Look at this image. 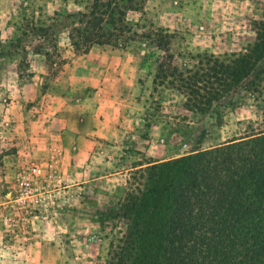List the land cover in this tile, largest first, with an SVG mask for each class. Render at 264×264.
<instances>
[{"label": "rangeland", "instance_id": "rangeland-1", "mask_svg": "<svg viewBox=\"0 0 264 264\" xmlns=\"http://www.w3.org/2000/svg\"><path fill=\"white\" fill-rule=\"evenodd\" d=\"M88 3L0 0V264H106L152 164L264 131V0H146L127 20L140 34H166V50L142 36L82 54L63 24ZM31 11L58 25L57 47L46 46L63 62L22 34ZM168 53L186 72L202 59L236 61L242 80L212 106L190 109L157 78ZM84 97L92 102L65 109ZM77 117L97 132L76 145ZM112 122L118 130L102 137Z\"/></svg>", "mask_w": 264, "mask_h": 264}, {"label": "trees", "instance_id": "trees-1", "mask_svg": "<svg viewBox=\"0 0 264 264\" xmlns=\"http://www.w3.org/2000/svg\"><path fill=\"white\" fill-rule=\"evenodd\" d=\"M145 2L89 0L86 10L65 15L74 51L86 54L104 44L125 48L142 36L160 39L158 45L166 50V34H140L127 20V11L142 10ZM35 16L31 11L22 17V34L38 41L34 51L63 62L46 46L57 47L58 25ZM175 60L166 54L157 78L175 85L184 105L199 111L244 73L236 61L202 59L197 69L186 72L172 66ZM263 259L264 131L152 164L129 230L112 244L106 264H261Z\"/></svg>", "mask_w": 264, "mask_h": 264}, {"label": "crops", "instance_id": "crops-1", "mask_svg": "<svg viewBox=\"0 0 264 264\" xmlns=\"http://www.w3.org/2000/svg\"><path fill=\"white\" fill-rule=\"evenodd\" d=\"M78 101H80V102L77 104ZM78 101L73 102V104L68 103L69 105H67L65 107V109H68V108L72 109V106H74V105L80 107L82 102L91 103L92 99H90L89 97H84V98L79 99ZM81 112H80V115L82 114ZM75 119L77 121L75 123V127L73 128V131H72L71 134H72V136L74 138V143L77 145V144H81L85 140H87L86 139V135L89 134V131H91V133H96L97 131H96L95 128H92L91 130H89V127L87 126L86 122H83V118L82 117H80L79 119L77 117ZM116 130H118V126L114 122L108 123L107 124V129L106 130L105 129L102 130V132H101L102 135L101 136L104 137V136H106L108 134L110 135V132H114Z\"/></svg>", "mask_w": 264, "mask_h": 264}, {"label": "built area", "instance_id": "built-area-1", "mask_svg": "<svg viewBox=\"0 0 264 264\" xmlns=\"http://www.w3.org/2000/svg\"><path fill=\"white\" fill-rule=\"evenodd\" d=\"M32 171L36 174V175H38L39 173H41V168L40 167H34V168H32Z\"/></svg>", "mask_w": 264, "mask_h": 264}]
</instances>
